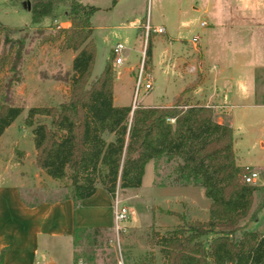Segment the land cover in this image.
Listing matches in <instances>:
<instances>
[{
	"label": "rangeland",
	"instance_id": "1",
	"mask_svg": "<svg viewBox=\"0 0 264 264\" xmlns=\"http://www.w3.org/2000/svg\"><path fill=\"white\" fill-rule=\"evenodd\" d=\"M28 1L30 0H0V26L9 30L10 37L18 45L24 46L19 80L14 84L16 103L24 111L2 136L0 164L2 167L6 165L16 178L20 177L23 198L34 204L68 196L70 181L52 179L36 167L37 152L33 132L32 128L27 127L25 120L32 108L57 107L68 101L74 74L73 60L78 52L64 48V36L57 41L53 38L69 28L70 19L63 12H56L43 20L45 32L39 34L36 31L38 26L32 22ZM83 2L105 7L112 0ZM135 2L143 9L144 19L152 16L159 18L162 14L168 16L173 9L172 0H131L130 4ZM193 2L200 7L199 12H191L186 0H177V14L171 23L164 24L167 27L164 34L153 31L147 34L144 29L139 30L138 38L136 29L120 27L126 24L123 21L125 14L117 12L111 18L109 13L99 12L92 20V38L97 45L92 76L94 78L100 75L112 57L110 62L115 73L116 106L132 107L135 110L139 107H151L150 104L159 102V107L207 105L218 115L217 121L219 117H222L223 122L229 121L233 116V139H236L233 148L236 159L241 164L264 166V150L260 145L261 139H264V127L258 125L259 120L251 122L252 119L255 121L261 117V114L246 106L256 104L257 101L250 96L252 92L262 89L263 79L257 75L252 77L246 72L248 70L241 71L240 67L239 73L237 66L240 64L236 61L239 54L250 51L254 61L257 59L264 62V52L260 54L257 51L259 46L252 45L251 42L247 45L244 43L245 39H254V42L257 40L253 31L240 28L242 25L235 23L242 22L239 19L245 16L243 13L239 12L242 15L235 16L236 25L233 28L221 22L228 18L225 13L228 10L225 8L260 7L264 5V0ZM130 4H123L117 11L129 10ZM203 22L206 26H202ZM155 35L157 37L153 39ZM196 36L200 37V45L197 47L193 45V38ZM118 43L125 47L121 66L115 64V56L111 52L112 47ZM223 43L226 45L222 46ZM148 46L151 56L146 54ZM4 51L9 53V48L4 42V32H1L0 52ZM143 53L145 71L151 75L153 87L145 92L143 85L140 94L135 96ZM221 58L224 59L222 63L219 61ZM129 67L136 69L126 74ZM224 68L230 70L225 72ZM8 76L11 73L7 66L1 77ZM244 93L248 94L247 101L243 99L246 97ZM261 97L264 98L263 95ZM219 103L232 107L221 108L218 107ZM36 119L47 121L44 117ZM242 168L255 169L248 166ZM174 169V162L157 164L152 161L146 166L140 188L129 189L127 195H121L123 191L117 189L113 198V219L114 200L118 195L122 206L129 209L130 220L125 223V231L117 233L113 226L100 234L94 233V229L78 231L73 240L62 238L48 243L43 239L38 264H140L142 261L151 263L152 259H155L156 264H164L160 248L154 244L156 233L163 235L189 221L207 222L209 219L210 200L203 196L200 187L175 183ZM256 170L261 172V169ZM9 181L11 180L6 174L0 173V184H11ZM262 184L263 180L257 183ZM98 189L99 193H103L104 188L99 186ZM257 203L258 199L255 197L254 204ZM263 227L264 211L260 213L258 222L251 223L248 229L257 231Z\"/></svg>",
	"mask_w": 264,
	"mask_h": 264
},
{
	"label": "trees",
	"instance_id": "2",
	"mask_svg": "<svg viewBox=\"0 0 264 264\" xmlns=\"http://www.w3.org/2000/svg\"><path fill=\"white\" fill-rule=\"evenodd\" d=\"M30 3L39 34L45 32L43 20L56 12L70 19L69 28L53 38L64 36V48L78 52L68 101L32 108L25 120L33 132L36 167L52 179L70 181V194L63 199H72L77 207L99 186L114 198L117 189L140 188L150 162H174L175 183L204 190L210 200L209 219L156 233L154 244L164 264H264V233L248 229L264 211V169L262 185L245 182L247 170L236 163L230 122L219 123L214 109L206 106H116L113 58L100 75L92 76L97 56L92 18L99 8L83 0ZM1 32L10 54L0 52V138L24 111L14 92L24 46L8 29L0 26ZM146 54L151 56L149 46ZM7 66L11 76L1 77ZM140 264L156 263L152 259Z\"/></svg>",
	"mask_w": 264,
	"mask_h": 264
},
{
	"label": "crops",
	"instance_id": "3",
	"mask_svg": "<svg viewBox=\"0 0 264 264\" xmlns=\"http://www.w3.org/2000/svg\"><path fill=\"white\" fill-rule=\"evenodd\" d=\"M130 1L131 0H112V2L108 4L109 6L105 5V7L92 4L99 8V11L95 13L93 18L96 17L99 12H107L111 15V18L117 14V12L120 15L123 13L126 15V18H123V21L126 24L120 27L126 29H136L138 38L139 30L146 29L147 25L151 29L164 28L166 32L167 27H165L164 24L171 23L174 15L177 14V0H172L173 9L170 13L171 15L168 14L167 16L162 14L159 18H154L152 16L151 18L147 17L144 19L143 9L138 6L137 2L130 4ZM159 1L161 2V0ZM186 1L190 4L191 12L200 11V7L194 3L193 0ZM224 1L226 3L233 2V0ZM123 4H130L129 10L117 11ZM225 9L228 10L225 11L228 18H224L221 22L229 28H233L237 23H239L242 25L240 28L250 29L253 31L255 40L257 41L254 42V39L252 41L251 39H245L244 43L247 45L251 42L250 44L253 43L252 45L259 46L257 51L260 54L264 52V5L255 8L230 6ZM239 12L243 13L245 16L240 17L239 20L242 22H235L236 24H234V19L236 18L235 16L242 15ZM156 35L153 39L157 37ZM225 45L226 44L223 43L222 46ZM222 59L223 58L219 60L221 63ZM255 60L256 61L252 59V53H250V51L245 54H239L236 58V61L240 64L237 66L239 73V69L241 68V71L248 70L246 72H249L252 77L257 75L261 76V79H263L261 80L262 89L252 92L250 96L252 99L257 101L256 104L246 106L247 108L260 111L261 117L255 121L252 119L251 122H257V120H259L260 124L258 125L260 127H264V98L261 97L262 95L264 96V62H262V60ZM135 69V67H129L126 69L127 71H125V73L130 74V72H133ZM227 69L230 70V68H224L223 70L226 72ZM245 95L246 97L243 99L247 101L246 98L248 94L246 93ZM219 105L220 106L218 107L221 108L232 107L221 103H219ZM149 106L159 107L160 102L157 104H150ZM229 121L233 128L234 135V117L231 116ZM218 122L223 123L222 117H219ZM1 140L2 137L0 138V141ZM235 140L236 139H234V144ZM260 145L264 150V139H261ZM236 161L240 167H254L255 170L264 169V166L245 165L241 164L237 159ZM2 166L3 165L0 164V173L6 174V176L11 180L9 181L11 184H0V257L2 253L4 255L0 264H38L41 240L43 239L48 243H51L52 240L62 238L73 240L77 230L82 231L83 229L90 230L96 228L110 230L113 228V197L103 188V193H99L100 190L97 189V192L92 197L83 200L77 207L72 199L63 198L52 202L34 203V206L30 207L26 204L27 201L23 198L20 177L16 178L12 173H10L6 165L4 167ZM127 191L128 190L123 191L121 195H127ZM202 194L205 197L203 189ZM257 231L264 233V227Z\"/></svg>",
	"mask_w": 264,
	"mask_h": 264
},
{
	"label": "built area",
	"instance_id": "4",
	"mask_svg": "<svg viewBox=\"0 0 264 264\" xmlns=\"http://www.w3.org/2000/svg\"><path fill=\"white\" fill-rule=\"evenodd\" d=\"M202 26H206V23L203 22ZM156 32L158 34L165 33L164 28L159 29H151L148 25L146 27L147 34L150 32ZM193 45L195 47L200 45V37L196 36L193 38ZM125 50V47L118 43L115 45L112 49V53L115 56V64L122 65L123 64V58L122 53ZM144 85V91L148 92L153 87V81L151 80V75L145 71V53H143V57L141 59L139 68H138V74H137V81H136V87H135V96H138L141 92V89ZM247 175L245 176V182L250 185H257L258 182L262 181L261 174L251 168H247ZM130 220L129 215V209L125 206H122L120 198L117 197L114 200V229L117 233L125 231V223H127Z\"/></svg>",
	"mask_w": 264,
	"mask_h": 264
},
{
	"label": "water",
	"instance_id": "5",
	"mask_svg": "<svg viewBox=\"0 0 264 264\" xmlns=\"http://www.w3.org/2000/svg\"><path fill=\"white\" fill-rule=\"evenodd\" d=\"M27 5H28V8L30 9V8H31V3H30V1H28Z\"/></svg>",
	"mask_w": 264,
	"mask_h": 264
}]
</instances>
